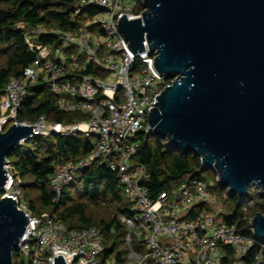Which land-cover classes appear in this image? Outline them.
Masks as SVG:
<instances>
[{
	"label": "built area",
	"instance_id": "2783aa9c",
	"mask_svg": "<svg viewBox=\"0 0 264 264\" xmlns=\"http://www.w3.org/2000/svg\"><path fill=\"white\" fill-rule=\"evenodd\" d=\"M143 12L141 0H78L69 13L74 29L37 26L25 33L35 59L0 91V131L24 125L36 127L28 140L82 136L93 141L87 156L54 167L47 179L54 201L79 181L81 171L97 163L116 175L132 212L120 218L126 232L124 260H100L104 248L98 228L72 229L54 215L33 213L20 178L6 159L7 180L0 198L11 197L27 217L29 229L13 255L28 264H53L56 256L65 264H246L255 245L260 251L252 264L264 260V241L253 236L251 227V235H242L236 225L220 219L211 182L188 180L154 198L142 185L148 173L135 161L136 142L140 135H152L147 116L156 96L171 82L155 69V53L146 42L143 52H133L118 30L124 16L130 21L142 18ZM43 37L55 40L44 44ZM35 87H46L59 110L84 118L70 124L48 122L46 116L19 122L22 103ZM20 264L25 262L20 259Z\"/></svg>",
	"mask_w": 264,
	"mask_h": 264
},
{
	"label": "water",
	"instance_id": "95a60500",
	"mask_svg": "<svg viewBox=\"0 0 264 264\" xmlns=\"http://www.w3.org/2000/svg\"><path fill=\"white\" fill-rule=\"evenodd\" d=\"M142 18L124 16L118 30L133 52L146 42L154 67L171 82L147 116L152 135L194 153L217 183L244 201L253 186L264 196V0H141ZM36 127L0 131V193L6 159ZM264 241V212L250 220ZM29 229L10 197L0 198V264ZM53 264H65L56 256ZM256 264H264V260Z\"/></svg>",
	"mask_w": 264,
	"mask_h": 264
},
{
	"label": "trees",
	"instance_id": "16d2710c",
	"mask_svg": "<svg viewBox=\"0 0 264 264\" xmlns=\"http://www.w3.org/2000/svg\"><path fill=\"white\" fill-rule=\"evenodd\" d=\"M77 2L78 0H0V91L11 78L20 76L24 68L35 59V53L25 41V33L37 26L53 27L61 31L74 29L69 13ZM54 40L46 37L40 39L44 44ZM40 116H46L48 122L62 124L84 118L80 114L59 110L56 98L46 87H35L22 103L17 120L34 122ZM27 143L30 144L26 145ZM136 144L135 161L143 165L148 173V179L142 185L150 198L162 191H171L182 182L204 179L202 173L207 169L201 168L200 160L194 153L174 149L165 140L154 135H140ZM92 148L93 141L82 136L35 137L24 145L17 146L7 159L20 178L21 189L27 186L37 188L41 209L51 210L43 213L54 215L72 229L98 228L103 239L105 257L122 262L126 255V232L120 218L129 216L132 212L131 204L124 198L116 175L106 166L94 163L81 171L79 181L67 187L56 201L47 182L55 166L78 162ZM26 179H30L32 183L26 185L23 182ZM218 198L222 200V209L226 214L224 223L228 226L236 225L238 233L242 235H251L249 222L253 216L264 212V204H259L258 207L254 204L247 216L243 211V201L240 202L238 197L229 194L223 197L219 193ZM30 208L35 214H40L35 212L32 202ZM90 208H101L107 214L95 222L88 213ZM259 251L260 247L257 245L250 248L245 258L246 264L254 263V256ZM13 259L15 264H20L17 255L14 254Z\"/></svg>",
	"mask_w": 264,
	"mask_h": 264
},
{
	"label": "rangeland",
	"instance_id": "374dc122",
	"mask_svg": "<svg viewBox=\"0 0 264 264\" xmlns=\"http://www.w3.org/2000/svg\"><path fill=\"white\" fill-rule=\"evenodd\" d=\"M30 143H27L26 145H29ZM203 176H204V179L201 178L202 181L206 182V183H212V187H211V191L217 196V194L221 193L223 195V197L227 196L228 194V189L226 188H221L218 183H217V179H216V175H215V172L213 169H207L206 171H204L203 173ZM26 185L27 183H32V181L30 179H26L23 181ZM249 193L248 195L246 196V198L244 199L242 205L244 206L243 207V211L246 213V215L248 216L250 211L253 209L254 207V204H256V207L259 206V204H264V196H259L258 195V192L257 190L253 189L251 186L249 187ZM22 194L24 196V199L28 205V208L29 210H31L30 208V202H32L36 208V211L37 213H43V212H51V210H43L41 209V206L39 204V201H38V191H37V188H33V187H26L24 189H22ZM261 198L263 200H261ZM219 200V205H216L217 208H219V212H220V219H224L226 217V214L224 212V210L222 209V200ZM248 203H250V207H248ZM221 206V208H220ZM32 211V210H31ZM33 212V211H32ZM34 213V212H33ZM89 215L92 216L93 220L96 222V221H99L100 218L103 217V215L106 213L107 214V211H104L103 209L101 208H98V209H89ZM19 260H23L25 262V264H28V260L25 259V258H18ZM98 259L100 260H104L105 259V254H101Z\"/></svg>",
	"mask_w": 264,
	"mask_h": 264
}]
</instances>
